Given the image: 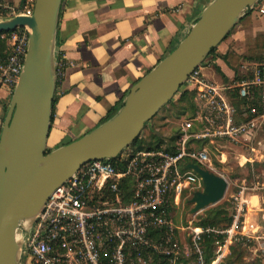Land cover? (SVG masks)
<instances>
[{"label":"built area","instance_id":"2783aa9c","mask_svg":"<svg viewBox=\"0 0 264 264\" xmlns=\"http://www.w3.org/2000/svg\"><path fill=\"white\" fill-rule=\"evenodd\" d=\"M34 2L26 4L25 0L23 12L14 13L0 0V19L9 11L13 17H31ZM249 13L264 21V0H259ZM5 41L8 55L0 65V90L11 96L23 71L29 32L17 28L6 33ZM200 67L181 87L183 93L193 94V108L190 119L181 124L174 148L168 152L128 148L111 161L82 166L51 194L32 226L20 236L18 264H126L130 226L138 227L142 235L138 242L144 245L153 242L144 237L149 227L171 235L173 229H179L172 214L202 190L201 178L186 166L212 170L207 147L197 149L194 144H241L252 140L264 126V58L246 69L245 81L231 87L206 81ZM65 70V62L56 52V82L64 79ZM233 95L241 103L239 109L228 100ZM129 182L134 183L133 198L126 205L122 190ZM260 191H264V185L248 186L242 181L231 197L233 214L226 230L192 228L195 264H207L203 245L210 240L216 245L210 264H222L234 243L253 242L263 249L264 225L246 219L247 195ZM150 236L153 238V233Z\"/></svg>","mask_w":264,"mask_h":264},{"label":"water","instance_id":"95a60500","mask_svg":"<svg viewBox=\"0 0 264 264\" xmlns=\"http://www.w3.org/2000/svg\"><path fill=\"white\" fill-rule=\"evenodd\" d=\"M258 1H213L176 49L131 88L111 119L49 153L56 34L63 0H35L31 17L0 22V34L17 28L29 32L23 71L0 133V264H18L20 236L32 226L51 194L85 164L111 161L129 148ZM186 169L202 181V192L189 201L190 215L224 198L225 179L194 164Z\"/></svg>","mask_w":264,"mask_h":264},{"label":"crops","instance_id":"0c3cea01","mask_svg":"<svg viewBox=\"0 0 264 264\" xmlns=\"http://www.w3.org/2000/svg\"><path fill=\"white\" fill-rule=\"evenodd\" d=\"M23 1L1 0L14 13L23 12ZM30 1L26 0V4ZM213 1L64 0L57 27L56 52L61 54L66 70L64 79L56 82L54 98L57 102L46 149L54 151L103 124L109 111L123 102L131 88L176 49ZM12 12L5 14L0 22L13 19ZM263 33L264 21L252 14L247 27L237 25L216 48V56L204 61L200 67L202 77L224 87L245 81L246 69L257 62L241 60L235 70L222 57L228 53L242 56L246 52V40ZM9 100L8 92L1 89L0 133L2 113L9 107ZM228 100L237 109L241 107L236 95L229 96ZM256 106L258 108V101ZM218 144L228 143L216 142ZM238 147L239 167L252 178L261 180L259 184L263 186L264 126L252 140L242 141ZM220 157V163H224L225 154L220 153ZM256 166H259L257 173ZM247 198V221L263 226L264 191L250 193Z\"/></svg>","mask_w":264,"mask_h":264},{"label":"rangeland","instance_id":"374dc122","mask_svg":"<svg viewBox=\"0 0 264 264\" xmlns=\"http://www.w3.org/2000/svg\"><path fill=\"white\" fill-rule=\"evenodd\" d=\"M204 63V62H203ZM181 88L174 99L151 120L150 123L143 129L139 138L143 142V151H163L168 152L175 146V141L179 134L181 124L190 119V113L193 106V95L190 103H177L179 96L184 92ZM12 95L10 96L11 100ZM9 100V104H10ZM7 103V104H8ZM191 104V108L188 106ZM7 106V105H6ZM4 121V110L2 113ZM2 121V125H3ZM197 149L206 148L212 164V170H208L214 175L222 177L228 183V189L224 198L216 205L207 208L206 210L190 215V210L193 208L189 205L192 197L187 198L179 211L172 214V220L179 229H173V235L167 233L166 230H160L153 227L146 229L144 237H150L153 242L151 245H144L138 242V237L142 235L138 232V227L130 226V240L126 246V264H195L193 246L191 241L192 228L202 226V222L208 219L210 225L216 230H226L227 220L231 219L233 207L231 197L236 194L242 181H246L248 186L261 184V180L252 178L251 174L245 170L243 172L239 167L237 158L238 144H194ZM128 149V148H127ZM129 150H137L135 147H129ZM220 153L225 154V162L220 163ZM249 169H251L249 167ZM259 171V167H255V173ZM134 183L129 182L123 188L124 203L129 205L133 198ZM198 192H202L199 190ZM196 193V192H195ZM194 193V194H195ZM251 219V218H250ZM205 227V226H203ZM208 227V226H207ZM210 227V226H209ZM153 233V238L150 236ZM264 243V242H263ZM155 247L156 250L153 248ZM263 249L264 246L262 245ZM206 253V263L214 258L216 245L214 240L208 241L203 245ZM261 246L253 242L234 243L230 248V254L224 259L222 264H264V251ZM232 250V251H231ZM232 252V253H231ZM169 256H168V255ZM232 254V255H231ZM231 255V256H230ZM116 262V260H114Z\"/></svg>","mask_w":264,"mask_h":264},{"label":"trees","instance_id":"16d2710c","mask_svg":"<svg viewBox=\"0 0 264 264\" xmlns=\"http://www.w3.org/2000/svg\"><path fill=\"white\" fill-rule=\"evenodd\" d=\"M23 2L25 3V0ZM251 15L252 14L248 13L239 22L238 26L247 27L248 26V23H249V20L251 18ZM5 36H6V33L0 34V63H3L4 60L6 59L7 55H8V51H7V47H6V41H5ZM216 51H217V49L212 50L211 53H210V55H209V57L216 56ZM263 58H264V33L257 35L254 39H247L246 40V52L242 56H238V55L233 54V53H228L227 55H225V56L222 57L223 61L229 67H231L232 69H235V70L239 66L241 60L254 61V62H262L263 61ZM190 100H191V96L188 95V93L185 92V93H182L179 96V99H178L177 103L184 104L185 102H188V101L190 103ZM56 102H57V98H54L53 108H54ZM121 104L122 103L116 105L114 108H112L109 111V113L107 114V116L104 119V123L106 121H108L109 119H111L119 111V109L121 107ZM189 107L191 108V104L188 106V108ZM7 110H8V108H5L4 109V114L5 115L7 113ZM68 144H70V142L69 143H65L63 145H68ZM131 147H135L137 150H142L144 146H143V142L140 140V138H138L136 141L133 142V144L131 145ZM48 153H49V151H48ZM256 167H259V166H256ZM208 221H209L208 219H205L202 222L201 225L202 226H205V227H207V226L212 227V225H210V223ZM230 224H231V219H228L227 220V227H229Z\"/></svg>","mask_w":264,"mask_h":264},{"label":"bare ground","instance_id":"6f19581e","mask_svg":"<svg viewBox=\"0 0 264 264\" xmlns=\"http://www.w3.org/2000/svg\"><path fill=\"white\" fill-rule=\"evenodd\" d=\"M18 240V239H17Z\"/></svg>","mask_w":264,"mask_h":264}]
</instances>
